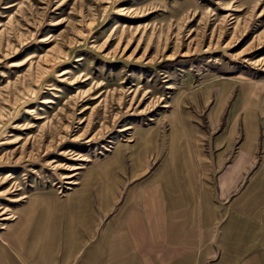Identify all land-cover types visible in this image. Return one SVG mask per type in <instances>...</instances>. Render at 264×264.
I'll return each mask as SVG.
<instances>
[{"label":"rangeland","instance_id":"rangeland-1","mask_svg":"<svg viewBox=\"0 0 264 264\" xmlns=\"http://www.w3.org/2000/svg\"><path fill=\"white\" fill-rule=\"evenodd\" d=\"M0 264H264V0H0Z\"/></svg>","mask_w":264,"mask_h":264},{"label":"crops","instance_id":"crops-1","mask_svg":"<svg viewBox=\"0 0 264 264\" xmlns=\"http://www.w3.org/2000/svg\"><path fill=\"white\" fill-rule=\"evenodd\" d=\"M46 204L42 205V210H41V214H46L45 216V221H48L49 219V209L48 207H46ZM147 218V217H146ZM30 233V232H29ZM38 233L37 231H32L30 233V237H26L23 240L21 239V241H14L15 247L17 248V250H19L20 252H22L24 255L28 256V257H33L36 254H42L43 253V247L42 245H39V243L41 244V242L38 240ZM30 238V239H29ZM29 243L31 244V252L30 254H28L26 251V246L25 245H29Z\"/></svg>","mask_w":264,"mask_h":264}]
</instances>
